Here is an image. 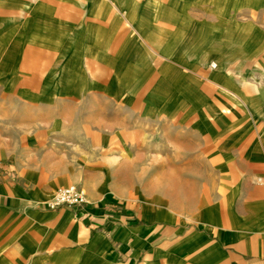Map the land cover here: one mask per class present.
I'll return each mask as SVG.
<instances>
[{
    "label": "crops",
    "instance_id": "obj_1",
    "mask_svg": "<svg viewBox=\"0 0 264 264\" xmlns=\"http://www.w3.org/2000/svg\"><path fill=\"white\" fill-rule=\"evenodd\" d=\"M7 15L80 74L48 80L69 88L42 132L0 115V264H264V0H0ZM68 185L87 202L45 208Z\"/></svg>",
    "mask_w": 264,
    "mask_h": 264
},
{
    "label": "rangeland",
    "instance_id": "obj_2",
    "mask_svg": "<svg viewBox=\"0 0 264 264\" xmlns=\"http://www.w3.org/2000/svg\"><path fill=\"white\" fill-rule=\"evenodd\" d=\"M31 27L32 24L25 22L24 18L22 20L20 16L18 21H15V16L9 15L0 21V115L5 112L12 113V118L6 121L14 123L16 112L22 111L23 124H29L32 120L34 126L39 127L37 130L42 132L47 127L46 111L63 110V104L53 103L51 96L62 95L60 91L69 88L49 86L48 80L54 82L68 80L78 77L80 72L57 69L59 66L57 58L63 56L48 55L46 50L53 45H59L57 43L59 40H53L52 37L46 36V33L32 30ZM95 73L99 74L103 80L104 77L109 78L111 74H117L116 71L110 70H100ZM130 87L132 86L119 89L127 93L132 89ZM99 89L104 94L112 95L117 88L105 86ZM53 90L59 92L53 93ZM114 217L119 218L118 215Z\"/></svg>",
    "mask_w": 264,
    "mask_h": 264
},
{
    "label": "built area",
    "instance_id": "obj_3",
    "mask_svg": "<svg viewBox=\"0 0 264 264\" xmlns=\"http://www.w3.org/2000/svg\"><path fill=\"white\" fill-rule=\"evenodd\" d=\"M258 184L264 185V180L260 177L256 179ZM87 202L84 190L74 186L68 185L59 188L55 195L47 200L43 205L49 210H55L61 207H79Z\"/></svg>",
    "mask_w": 264,
    "mask_h": 264
}]
</instances>
